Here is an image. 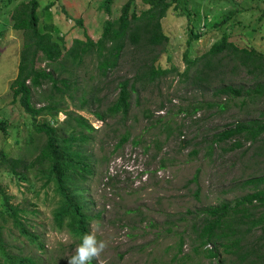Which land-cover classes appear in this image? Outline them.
Instances as JSON below:
<instances>
[{
	"label": "rangeland",
	"instance_id": "374dc122",
	"mask_svg": "<svg viewBox=\"0 0 264 264\" xmlns=\"http://www.w3.org/2000/svg\"><path fill=\"white\" fill-rule=\"evenodd\" d=\"M21 1L28 0H0V118L9 119L10 131L5 134L0 129V154L2 151L7 152L11 157H17L20 152V145L14 141L15 136L24 141L32 123L21 104L13 102L10 89L11 82L17 76L25 40L23 31L14 29L11 20L13 6ZM47 1L41 0L38 8L40 28L43 29V23H54L59 27L55 34L66 35L68 47L72 46L73 39L84 35L98 40L103 34L105 22L118 19L122 15V8L129 1L130 13L135 10L140 15L148 8L144 0H111L110 11L102 4L105 0H54L51 8H42ZM6 2L8 4L4 5ZM181 3L177 7L174 2L160 19L162 31L169 40L157 49L158 55L154 62V66L174 69L160 78L157 86L145 88L141 87L140 81L135 83V90L129 97L130 109L124 118L118 114L101 119L95 111L107 108L110 102L117 99L119 83L125 79H131L130 84L133 82L136 66L151 63L146 52L143 54L131 47L118 64L105 73L92 76V73H97H91L92 69L99 70L96 60H93L94 66L83 64L78 71L82 74L77 75V79L80 87L88 89L84 101L89 100V103L83 105L82 102L78 106V93L75 92V99H66L67 105H64L59 112V119L54 122H61L66 128L69 126L66 124L68 116L72 117V124L75 125V118L82 115L95 128L92 151L97 152L100 161L92 162L97 163L96 171L93 169L94 173L85 188L93 199L94 211L109 205L102 218L94 221L90 229L98 240L106 241V248L94 260L97 264H220L215 258L204 254L207 248L214 247L217 242L208 241L201 245V241L191 239L195 237L191 223L200 208L234 200L250 192L253 187H244L243 182L264 175V133L255 141L237 137L242 145L232 150L228 148L235 141L233 139L215 143L212 152L208 147L229 124L247 123L253 119L264 123V97L254 96L252 99L244 94L230 100V103L226 95L212 97L215 86L222 83L252 89L257 84L253 82L252 76L239 68L235 74L213 80L211 86L193 89L181 82L178 75L187 66L184 53L191 24L196 26L195 31L202 33L199 39L193 41L192 57H196L197 52L201 55L206 53L222 37L225 29L230 31V40L236 44H248L264 52V0H188L187 5ZM190 10L195 16L191 20L186 13ZM228 14L231 16L220 26L221 29L213 27V23L220 22ZM38 64L51 69L45 61ZM55 76L63 78L60 74ZM58 85L62 86V83ZM159 85L162 94L156 95ZM43 88L48 89L49 85H43ZM94 96L99 97L101 102L90 101ZM196 99L222 101L227 107L224 110H219L218 106L200 110L193 119L179 111ZM35 100L38 107L45 101ZM160 102L165 107H160ZM174 112L178 115L172 118ZM46 117L39 116L38 120ZM170 118L176 120L173 127H179L181 134L174 130L172 135H166L165 121ZM125 133L129 139L115 149ZM135 140H138L137 144ZM147 145L149 149L145 151ZM195 149L197 153L192 154ZM104 156L106 160H102ZM10 168V165L0 164V187L9 197L10 204L19 205L27 211H38L35 227L27 226L38 232L44 249L32 247L11 218L4 223L6 242L23 248L25 252L33 251L43 264H67V257L73 254L79 239L54 226L52 211L57 204V196L51 197L55 196L54 190L43 185L46 179L35 173L34 169L30 168L27 173L24 171L27 176L25 179L10 173ZM17 170L22 172L21 167ZM195 176L197 181H194ZM35 180L36 189L32 191L31 184ZM4 193L0 190V203ZM117 206L134 211H131L132 214L127 213L124 220H117ZM168 228L174 231L169 232ZM181 238L183 244L178 247ZM244 241L249 245L251 257L259 264H264L262 258L256 257L260 252L264 253V233L255 232ZM56 248L63 250L58 253ZM173 255H176V260H173ZM231 262L243 264L234 255L225 256L223 264ZM0 264H6L1 255Z\"/></svg>",
	"mask_w": 264,
	"mask_h": 264
},
{
	"label": "trees",
	"instance_id": "16d2710c",
	"mask_svg": "<svg viewBox=\"0 0 264 264\" xmlns=\"http://www.w3.org/2000/svg\"><path fill=\"white\" fill-rule=\"evenodd\" d=\"M12 1L8 0V2ZM110 2L111 0H105L102 3L108 11H110ZM144 2L148 4V8L143 10L140 15L135 10L130 13L129 1L122 8V15L118 19L105 22L103 34L98 40L84 35V37L73 39V44L70 47L65 43L68 42L66 35L64 37L55 34L59 27H56L54 23H43V29L40 28L38 8L41 0L21 1L14 5L11 11L12 27L23 31L25 40L17 76L11 82L10 89L13 94V102L18 101L21 104L29 114L32 123L31 127H28V135L24 141L20 140L18 136L14 138L15 143L20 145L18 156L11 157L9 153L2 151L0 164L10 165V173L20 178L26 179L24 171L30 172V168L45 178L43 185L54 190L55 196L51 197L57 196V204L52 211L55 225L74 234L77 238L88 232L89 223L100 216V210L93 211V199L88 195L86 184H84L94 172L91 161L94 156L92 146L94 145L95 128L82 115L75 118V125L72 124V117L68 116L66 124L69 126L66 128L62 123L54 124V121L58 120V113L64 108V105H67L66 99H75V92L78 93L79 104L89 103V100L84 101V96L89 91L85 87H80L77 79L82 74L78 71L85 63L94 66L93 60L97 61L99 70L91 68V73L97 71V73H92V76L101 72L105 73L118 64L129 47L138 49L143 54L146 52L151 60L150 64L145 63L143 66L135 67L137 72L133 75L131 84V79H125L119 83L120 91L116 100L110 102L107 108L99 112L95 111V114L101 119L118 114H122V118H124L130 109L129 97L132 90H135V83L138 84L140 81L141 87H154L157 86L160 78H164L172 72L173 67L169 69L154 66L158 55L157 49L169 40L168 35L162 31L160 19L166 15L168 8L174 2V5L178 7L182 4L181 2H185L187 5L188 0H144ZM7 4V2L4 3V5ZM44 4L42 8H51L54 0H49ZM186 13L190 20L195 17L192 16L191 10ZM230 16L228 14L220 22L213 23V27L221 29L220 26L224 25ZM191 25L187 39L188 46L184 53L187 66L184 71L178 72L181 77L180 81L185 83L188 88L190 85L193 89H201L211 86L213 80L217 81L228 74H235L240 68L247 71L252 76L253 82H257V84L252 89H246L243 85L236 87L232 83H222L220 86H215L212 97L226 95L228 103L244 94L252 99L254 96L263 98L264 52L258 51L248 44L242 46L236 44L230 40V31L227 32L228 29H225L222 37L206 53L201 55L197 52V56L192 57L190 53L193 41L199 39L202 33L195 31L194 24ZM41 61H45L51 69L40 66L38 63ZM220 69L222 71L218 73ZM55 74H60L63 78L58 79ZM59 82L62 83V86L58 85ZM43 85H49V88H43ZM161 94L159 85L156 95ZM34 98L45 101L38 107ZM90 101L96 103L101 102V99L94 96ZM244 103L245 101L242 102V104ZM79 104L78 106H81ZM159 105L165 107L163 102H160ZM215 106H218L219 110H224L227 107L226 103L222 101L196 99L190 103V106L180 108L179 111L187 113V116L193 119L198 111L210 110ZM147 114L148 110L146 116ZM46 115L47 117L50 115V118L38 120L39 116L45 117ZM177 115V112H174L172 118ZM172 118L165 121L164 131L167 136L172 135L174 130L179 134L182 133L179 127L174 129L173 123L176 120ZM259 121V119H253L247 123L236 122L227 125L208 145L210 152L213 151L215 143L226 142L230 139L235 141L228 150L241 146L242 141L237 138L239 136H243L246 141L257 140L264 133V123ZM8 126L9 119L0 118V129L5 134L10 133ZM128 139L129 137L125 133L115 149L121 147ZM137 142L138 140L134 141L135 144ZM148 149L149 145L144 147L145 151ZM191 153L196 154L197 150L195 149ZM31 158H33L32 161ZM102 160H106V157L104 156ZM18 167H21L22 172L17 170ZM194 181H197V176L194 177ZM243 186H252L253 190L234 200L221 201L217 205L200 208L191 223L192 234L195 236L190 237L191 239L201 241V245H205L208 241H213L214 244L217 242L214 247L207 248L204 254L215 258L220 264H223L225 256L230 255H234L243 264H259L256 259L251 257L249 245L244 240L255 232L264 233V175L246 179ZM31 189L35 191L36 180L31 184ZM0 190L4 193L1 187ZM0 204V255L6 264H43L33 251L25 252L23 248L8 244L4 238V223L11 218L32 247L44 249L38 232L27 226L29 224L35 227L34 220L36 214H39L38 211L32 209L27 211L19 205L10 204L9 197L5 193ZM168 230L169 232L174 231L173 228H168ZM182 244L183 238L177 245L181 247ZM62 250L63 248H56L58 253ZM256 257L264 260V253L260 252ZM176 259V255H173V260ZM91 264L97 263L93 260Z\"/></svg>",
	"mask_w": 264,
	"mask_h": 264
},
{
	"label": "clouds",
	"instance_id": "9594fccd",
	"mask_svg": "<svg viewBox=\"0 0 264 264\" xmlns=\"http://www.w3.org/2000/svg\"><path fill=\"white\" fill-rule=\"evenodd\" d=\"M58 115H59V113H58ZM57 119H59L58 116H57ZM59 123H61V122H59ZM98 159L99 158L97 157V152H94V156H93V159L91 162L96 161ZM99 161H100V159L97 161V163ZM97 163L96 164L92 163L93 169L95 171H96ZM109 178L113 179V177H109ZM87 182H85L84 184H86ZM108 207H109V205H106L104 208L98 209V210H100V216L96 219H93L89 223V225H88L89 231L88 232L79 236V238H78L79 243L73 249V254L71 256L67 257V264H91V262L93 260H95L104 251V249L106 248V241H104L102 239L98 240L96 235L94 233L90 232V229H91V225L94 221H98V219L102 218L103 214L105 213V211ZM93 211H94V202H93ZM131 211H134V210H129V208L117 206V209L115 211V213L117 215L116 219L117 220H124L125 215L127 213L132 214ZM94 212H96V211H94ZM54 226L56 228H58L56 225H54ZM58 230L62 231L65 229L58 228ZM65 231H67V230H65Z\"/></svg>",
	"mask_w": 264,
	"mask_h": 264
}]
</instances>
